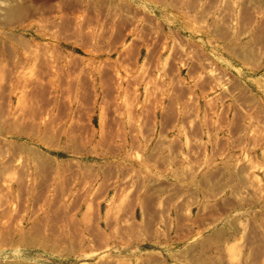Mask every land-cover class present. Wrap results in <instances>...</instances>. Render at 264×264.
Returning a JSON list of instances; mask_svg holds the SVG:
<instances>
[{
	"label": "rangeland",
	"instance_id": "obj_1",
	"mask_svg": "<svg viewBox=\"0 0 264 264\" xmlns=\"http://www.w3.org/2000/svg\"><path fill=\"white\" fill-rule=\"evenodd\" d=\"M0 264H264V0H0Z\"/></svg>",
	"mask_w": 264,
	"mask_h": 264
},
{
	"label": "crops",
	"instance_id": "obj_2",
	"mask_svg": "<svg viewBox=\"0 0 264 264\" xmlns=\"http://www.w3.org/2000/svg\"><path fill=\"white\" fill-rule=\"evenodd\" d=\"M160 132H162L160 131V128H159V131H155L151 129L146 131L147 139H150V141L148 142L147 148L154 149L158 147V143L155 141L156 138L153 135H155V133H160ZM144 164H146V162Z\"/></svg>",
	"mask_w": 264,
	"mask_h": 264
}]
</instances>
